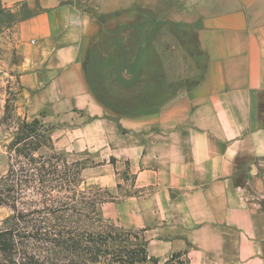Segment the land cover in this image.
Instances as JSON below:
<instances>
[{
    "label": "crops",
    "instance_id": "1",
    "mask_svg": "<svg viewBox=\"0 0 264 264\" xmlns=\"http://www.w3.org/2000/svg\"><path fill=\"white\" fill-rule=\"evenodd\" d=\"M20 31L28 117L96 162L83 185L113 192L145 264H264V208L237 184L264 170V0H40Z\"/></svg>",
    "mask_w": 264,
    "mask_h": 264
},
{
    "label": "rangeland",
    "instance_id": "2",
    "mask_svg": "<svg viewBox=\"0 0 264 264\" xmlns=\"http://www.w3.org/2000/svg\"><path fill=\"white\" fill-rule=\"evenodd\" d=\"M39 7L40 0H0V181L8 175L13 178L21 177V184L14 187V180L10 181L11 192L9 193L15 204H0V229L4 227L5 220L17 211L30 213L43 207L39 184L31 175L32 164L28 156L33 155L36 158L47 159L48 164L57 168L59 178L57 185L51 184L53 193H61L60 197L75 205L81 214L91 215L90 218L85 215L79 216L80 218L75 217L82 225V230L103 233L107 231L108 226L113 225L131 232L132 235L127 242L129 246L141 247L144 240L140 231L122 227L115 219L106 216L103 203L114 196L113 192L97 187L87 188L83 185L84 169L96 162L85 156L78 157L67 148L58 147L53 136L50 135V126L40 118L28 117L26 113L22 85L16 67L21 58L20 48L23 41L20 24L35 14ZM139 56L141 58L143 56L140 49L137 50V57L132 58L136 65L131 66V69L134 68L137 73L144 74V66L140 64ZM169 57L170 65L167 66L169 74L175 75L190 69L183 63L178 64L180 59L177 50ZM144 84L142 77L137 81V88L143 90ZM170 84H172L171 81ZM29 135L35 137L33 145L25 144L27 140H23ZM17 138H21L20 144ZM18 144L20 151L17 149ZM237 184L239 189L243 188V191L247 193L250 204H261L264 208V170L259 176L257 167L249 166L246 176L238 178ZM97 213L102 217L103 223L94 220V217L98 216H96ZM134 235H137L139 239H135ZM117 248L116 242L109 241L102 249L108 250V258H111ZM88 254H73L76 256L67 259V262L68 264H119L106 260V257L98 258L96 261ZM32 255L43 264H49L46 263L44 254L42 255L39 251H33ZM2 259L0 252V261ZM12 260L18 264L21 258L16 254ZM179 262V259H175L173 264H179Z\"/></svg>",
    "mask_w": 264,
    "mask_h": 264
},
{
    "label": "trees",
    "instance_id": "3",
    "mask_svg": "<svg viewBox=\"0 0 264 264\" xmlns=\"http://www.w3.org/2000/svg\"><path fill=\"white\" fill-rule=\"evenodd\" d=\"M33 139L35 137L29 135L23 140H27L25 144L33 145L35 143ZM17 142L20 144L21 138H17ZM19 144L17 149L20 151ZM28 157L32 164L31 175L39 184L43 207L30 213L17 211L5 220L4 227L0 229V252L3 256L0 264H15L12 257L16 254L21 258L18 264H43L39 259H35L33 251L44 254L43 257L49 264H68L67 259L76 256L73 254L81 253H89L96 261L98 258L106 257V260L119 264H145L148 261L145 241L141 247L127 244L132 235L130 231L113 225L108 226L107 231L103 233L82 230V225L76 218L84 215L90 218L91 215L81 214L75 205L60 197L61 193H53L51 184L57 185L59 178L57 168L48 164L47 159L42 157L36 158L33 155ZM20 179L21 177L13 178L8 175L0 181V204H15L9 193L10 181L14 180V187L21 184ZM96 216L94 220L103 223L98 213ZM134 237L139 239L137 235ZM109 241L118 244L111 258H108L109 251L102 249ZM174 261L175 258L166 264H173Z\"/></svg>",
    "mask_w": 264,
    "mask_h": 264
}]
</instances>
